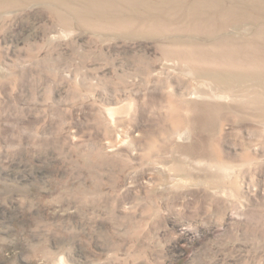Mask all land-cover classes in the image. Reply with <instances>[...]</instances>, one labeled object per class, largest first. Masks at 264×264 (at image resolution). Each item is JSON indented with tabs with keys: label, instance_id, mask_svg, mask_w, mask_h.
<instances>
[{
	"label": "rangeland",
	"instance_id": "374dc122",
	"mask_svg": "<svg viewBox=\"0 0 264 264\" xmlns=\"http://www.w3.org/2000/svg\"><path fill=\"white\" fill-rule=\"evenodd\" d=\"M0 264H264V0H0Z\"/></svg>",
	"mask_w": 264,
	"mask_h": 264
}]
</instances>
